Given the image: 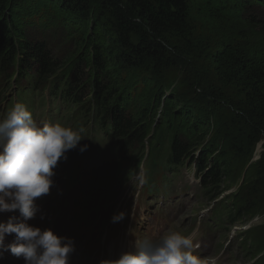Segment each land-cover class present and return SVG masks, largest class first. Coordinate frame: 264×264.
Instances as JSON below:
<instances>
[{
    "label": "trees",
    "instance_id": "obj_1",
    "mask_svg": "<svg viewBox=\"0 0 264 264\" xmlns=\"http://www.w3.org/2000/svg\"><path fill=\"white\" fill-rule=\"evenodd\" d=\"M19 1L21 0H0V21L7 19V7ZM34 1L37 3L43 0ZM47 1L78 25L93 23L96 20L97 23L100 22L105 41L108 43L107 49L103 45L91 47V40L83 39L76 47L79 50L75 51L74 55L81 59L79 63L83 64V68L87 59L92 61L96 76L94 85L89 89L87 84L81 82V66L72 69L64 78L62 75L53 77L54 72L60 71L59 68L63 67L65 62H58L59 60L52 56L44 44V33L39 34L41 38H38L43 44L37 40L25 44L24 39L18 37L20 31L8 30L1 24L0 74L9 77L13 64L20 60L22 69H35L36 72L29 79L30 94L19 100L28 103L26 105L29 107L38 106L40 103L42 105L38 107L41 108L49 105L46 103L49 96L50 101L54 99L56 109H62L61 113L64 111V114H69L70 108L77 106L74 114L66 116L67 118L63 114L62 121H58L64 123L63 120L73 117L77 130L83 131L87 121L94 122V128L90 129L92 133L96 132L93 141L97 148H100L98 157L102 156L107 165L112 156L123 162L119 173L116 172L113 176L114 185L110 186L107 195L123 184L125 176L133 175L130 173V170H133V160L139 155V150L143 149L149 137V126L143 123V120L148 121L152 111L151 105L140 109H126L121 103L116 105L117 93H114L118 76H112L109 72L110 66H119L124 70L134 71L133 73L147 75L152 72L154 75L160 74L175 67L177 61L168 51V47L181 49L183 57L189 60L198 50V44L192 34L196 24L212 30L217 25L232 23L241 29L239 37L246 42V47L240 50L241 46H236L234 54L229 55L226 66L219 70L222 72L223 88H230L235 95V115L230 117L231 123L225 136L232 140L237 156L248 154L250 148L252 150L259 141H264V0H97L100 17L95 14L93 0ZM108 13L112 14V18ZM12 20L13 24L9 23L11 28L12 25L20 26ZM49 27L45 24V29ZM29 29H35L33 23L29 24ZM172 41H175L177 46ZM83 46L85 47L82 48ZM86 55H90V58H85ZM38 78L39 81L42 79L41 83H37ZM50 78L55 81L45 88L46 80ZM43 90L49 92L47 96L41 95ZM171 94L167 93L163 108L170 109L174 106L172 110L175 111L176 101ZM214 95L223 98L220 91L214 92ZM217 98L213 97L210 101H216ZM210 101H205V104L203 101V104L211 105ZM189 102L196 103L197 100L192 99ZM137 109L138 113L135 115ZM186 109L187 106L184 105L181 111L185 113ZM182 118L184 117L174 114L167 120L159 151L161 153L153 160L144 157L143 164L148 166L149 181L153 184L150 178L163 173L161 182L169 183L170 177L176 178L180 169L187 163L188 167L196 164V168L200 170L199 191L202 196L209 194L208 198L217 209L215 224L224 230L236 222L245 220V215L256 212L257 208H264V173L262 180L258 181L264 166V154L263 160L255 165L256 170L249 171L256 180H249V185L241 189L242 196L238 203L233 206L225 200L214 203L217 195L229 188L225 182L231 179L232 171L222 160L224 155L210 161L218 151L215 141L206 145L200 161L196 162L195 157L191 156V150L197 146L196 140ZM217 121L219 122V119ZM179 122L181 123L177 124ZM88 163L91 165V160ZM255 200L258 203H255Z\"/></svg>",
    "mask_w": 264,
    "mask_h": 264
},
{
    "label": "rangeland",
    "instance_id": "obj_2",
    "mask_svg": "<svg viewBox=\"0 0 264 264\" xmlns=\"http://www.w3.org/2000/svg\"><path fill=\"white\" fill-rule=\"evenodd\" d=\"M93 6L95 7L96 16L100 17L97 0H93ZM255 7L258 9L257 6ZM5 14L7 19L1 20L0 24L8 30L20 31L18 37L24 39L23 42L25 44L36 40L43 44L38 38H41L39 34L44 33L43 37L46 40L44 44L52 53V56L59 60L58 62H65V64L63 63L64 66L59 68L60 71L54 72L55 75L53 77L62 75L64 78L72 69L81 66V82L87 84L89 89L94 85L96 76L92 61L87 59L83 68V64L79 63L81 59H77L74 55L75 51L79 50L76 47L83 39L86 41L91 40V47L103 45L107 49L108 43L105 41L106 37L100 22L97 23L96 20L93 23L88 22L78 25L76 21L70 20L63 11L54 8V5L52 6L47 0L37 3L34 0H21L7 7ZM108 14L112 18V14ZM12 19L19 23L21 27L12 25L11 28L9 23L13 24L14 21ZM31 23L35 26L34 30L29 29V24ZM45 24L50 27L45 29ZM240 31L241 29L232 23L217 25L212 30H207L205 26L196 24L192 34H194L193 39L198 44L197 52H194L191 55L192 57H189V61L183 57L181 49L176 50L168 47V51L172 53L177 64L175 67L166 69L160 74L154 75L153 72L150 75L133 73L134 71L131 72L119 66L111 65L109 72L112 73V76H118L114 93H117L116 105L121 103V106L126 109H132L133 107L140 109L146 105H151L153 111L149 114L148 121L143 120V123L149 126V137L146 144L142 147L143 149L139 150V155L133 160V170H130L133 175L125 176L123 184L107 195L110 192V186L114 185L113 176L116 175V172L119 173L123 162L116 160V156H112L109 158L111 162L107 165L106 160L102 156L98 157L97 154L100 153V148H97L93 141L96 132L92 133L90 129L91 127L94 128V122L87 121L86 127L80 133L84 139L81 141L80 146L87 144L88 149L84 153H80L78 146L77 149L70 150L67 153L66 161L61 160L58 163L57 168L54 170L56 173L54 177L56 189L61 192L71 182L77 185L83 183L89 185V195L86 199L88 204L89 202L93 204L89 212L94 209V206L107 212L113 206H117L119 202L130 198L129 200H133V205L128 212H125V217L127 216L126 225L133 221L131 214L134 207L137 210L140 209V213H135V219L145 216L147 211L151 215H156L157 210L155 207H158L160 202L156 203L154 208L150 207L152 209L150 210L147 204H141L140 201L142 192L149 188L147 186L149 178L147 176L149 172L148 166L144 165L143 161L145 156L153 160L156 155L161 153L159 151L164 139L167 120L175 114L184 117L182 121L195 137L197 146L191 150V156L195 157L196 162L200 161L201 153L206 149V145L215 141L218 151L215 153L216 155L210 158V161L215 158L218 159L219 155H224L222 160L232 171L231 179L225 182L229 188L218 194L219 197L217 196L215 201L217 202L220 198H224L231 206L238 203V199L242 196L241 189L249 185V180H256L249 171L256 170L255 165L263 160L264 154V141H259L252 150L250 148L249 155L237 156L235 149H233L235 146L231 142L232 140L225 136L231 123L230 117L235 115L233 104L235 95L230 88H223L222 72H219V70L221 67L226 66V61L229 55L234 54L233 50L236 46H241L240 50L246 47V42L239 37ZM75 40L76 44H74ZM172 42L176 45L175 41ZM85 58H90V55H86ZM21 67V61L18 60L17 63L13 64L9 77L0 74V117L6 113L7 109L14 106L19 98L31 92L29 91V79L36 71L34 68V70L30 71ZM152 71L155 70L152 69ZM41 80L39 81L38 78L37 83H41ZM46 81L45 88L51 85L55 79L50 78ZM194 83H197V85H194ZM218 91L221 92L223 98L214 95V92ZM167 93H172L171 95L175 98V111L172 110L174 106L170 107V109L163 108ZM41 95L47 96L46 90H43ZM213 97L218 98L216 101H210ZM192 99L197 100V102H189ZM203 101L204 104L205 101H210L211 105H204ZM184 105L187 106L185 113L181 111ZM54 106V101H50L48 108L44 109L51 113L50 118L53 123H57L60 120L62 121L64 113H60L62 109L56 112ZM50 109L52 111H49ZM77 109V106L70 108L69 116L74 114ZM138 109L134 112L135 115L138 113ZM34 110L36 112L37 107ZM38 111L36 113L38 114L37 118L42 113V110ZM45 114L47 115V113ZM66 114H64L65 117ZM41 118L42 121L46 119V117ZM217 119H219V122ZM61 124L77 130L74 126L73 117H70L67 121L65 119V122ZM259 146L260 149H258ZM102 147L106 149L105 146ZM90 160L91 165L88 163ZM136 168L138 170H135ZM199 171L196 165L192 169L183 168L180 170L178 177L172 180L173 185L167 192L170 202L165 206V210L162 211V213L171 215V222L160 226L163 228L162 230L159 228V231H161L160 236L168 231H176L186 236L188 233H193L191 219L195 214H198L201 210L209 213V215L214 214L215 205L208 198L209 194L204 197L199 195L197 185L199 179L195 178V176L200 175ZM261 172L258 179L259 182L262 180L264 166L261 168ZM141 176L143 179H141ZM159 179L160 175L154 177L153 180H158L154 184L161 183ZM225 192L229 196L225 195ZM175 195L178 196L175 197ZM255 203H258V201L255 200ZM10 215L12 214H0V221H6ZM108 216L111 217V214ZM256 219L258 221L255 222ZM233 226L229 233L220 235V244L225 245L229 241L233 244V249L230 252L236 259L232 264H264V208H257L256 212L245 215L243 222L239 221L236 224L234 223ZM104 233L105 231L102 232V234ZM84 238L87 239L86 235ZM126 238L124 237L123 240ZM89 242L92 241L89 240ZM0 264L2 263L0 262Z\"/></svg>",
    "mask_w": 264,
    "mask_h": 264
},
{
    "label": "clouds",
    "instance_id": "obj_3",
    "mask_svg": "<svg viewBox=\"0 0 264 264\" xmlns=\"http://www.w3.org/2000/svg\"><path fill=\"white\" fill-rule=\"evenodd\" d=\"M81 131L58 122L38 124L20 102L0 120V214H12L0 221V257L10 252L24 264H70L75 241L29 221L41 211L37 199L50 194L55 186L58 163L66 161L67 153L78 146L80 153L87 151V144L80 146L84 140ZM124 217L121 212L112 222ZM13 234V240L6 244V236ZM198 247L191 235L168 231L156 240L137 241L133 251L100 264H204L194 254Z\"/></svg>",
    "mask_w": 264,
    "mask_h": 264
},
{
    "label": "bare ground",
    "instance_id": "obj_4",
    "mask_svg": "<svg viewBox=\"0 0 264 264\" xmlns=\"http://www.w3.org/2000/svg\"><path fill=\"white\" fill-rule=\"evenodd\" d=\"M47 93H49V92H47ZM51 93V92H50ZM52 101H54V99L52 100ZM39 102V101H38ZM38 102H36V103H38ZM45 102V101H44ZM32 103V102H31ZM35 103V104H36ZM46 103L48 104V103H50V99H49V96H48V100L46 101ZM53 103V102H52ZM26 104H28V103H26ZM38 105V104H37ZM39 105H42V104H40L39 103ZM38 105V106H39ZM35 106V105H34ZM51 106H53V105H51ZM43 107V106H42ZM65 107V106H64ZM60 110V109H59ZM62 111V110H61ZM42 112V111H41ZM61 113V112H60ZM64 113V112H63ZM61 115V114H60ZM66 116H69V114H67ZM64 117V116H63ZM67 118V117H66ZM69 119V118H68ZM68 119H66V120H68ZM63 121H65V120H63ZM69 122H71V121H69ZM92 130H94V129H92ZM94 133V132H93ZM55 186H56V184H55ZM52 189V188H51ZM173 193V192H172ZM226 193V192H225ZM225 195H227V193L225 194ZM49 197H50V194H49ZM170 202V201H169ZM90 218H88V219H84V220H81L80 221V224H81V222H85V223H87L88 222V220H89ZM71 220L72 219H65V220H63V221H61L60 222V224L58 225V224H56V228L57 229H62L63 230V233H65L67 230H69V228H70V225H71ZM77 224V223H76ZM194 254L195 255H199L200 253L199 252H197V251H195L194 250ZM3 264H9L8 262H4ZM13 264V263H12Z\"/></svg>",
    "mask_w": 264,
    "mask_h": 264
}]
</instances>
